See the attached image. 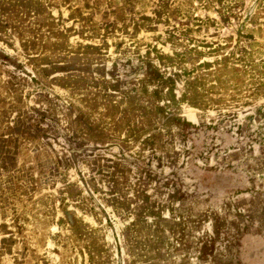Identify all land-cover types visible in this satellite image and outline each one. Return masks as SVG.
I'll return each mask as SVG.
<instances>
[{
	"label": "rangeland",
	"instance_id": "obj_1",
	"mask_svg": "<svg viewBox=\"0 0 264 264\" xmlns=\"http://www.w3.org/2000/svg\"><path fill=\"white\" fill-rule=\"evenodd\" d=\"M0 264H264V0H0Z\"/></svg>",
	"mask_w": 264,
	"mask_h": 264
}]
</instances>
